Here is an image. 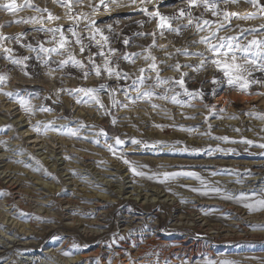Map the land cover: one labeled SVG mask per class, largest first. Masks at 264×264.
Instances as JSON below:
<instances>
[{
	"label": "rangeland",
	"instance_id": "1",
	"mask_svg": "<svg viewBox=\"0 0 264 264\" xmlns=\"http://www.w3.org/2000/svg\"><path fill=\"white\" fill-rule=\"evenodd\" d=\"M8 2L9 0H0V5ZM16 2L24 7L15 14L0 7V34L24 35L19 42L8 39L0 43L13 49L14 57L27 56L29 60L25 61L27 68L22 69L21 66L14 65L8 54L0 48V74H6L8 77L7 82L0 85V149L4 151L0 154L4 153L6 157L0 161V240L4 250L0 248L3 251L0 261L21 264L22 258L34 256L32 260L36 261V264H59L68 259L76 262L73 264L81 261L83 264H264V234H257L264 231V224L260 219L264 210L250 211L244 206L245 201L236 199L241 192L251 195L253 189L259 195L264 191V187H260L264 186V181L256 182L258 185L255 183L247 186L243 185L242 179L225 182L228 186L219 181V178L229 176L256 177L257 173L252 168L264 172V149L258 147L259 144H264V118H261L264 116V83L252 84L247 90H242L239 86H229L223 72L211 63L198 72L194 71V67H183L180 71L169 67L177 61L182 65H197L202 57L175 55V51L183 47H187L192 53L203 51L206 47L204 44H193L192 41L198 40L199 35H207L208 31L197 35L193 28L179 35L165 31L161 36L157 27L158 18L149 17L147 13L158 10L168 16L178 14L179 9L186 6L187 0H116L107 6L101 4L100 0H82V3L74 5L71 13L57 0H31L32 4L38 5L40 9L46 8L59 17L58 20L48 21L46 26H63L64 34L72 41L74 38L67 32V28L74 21L69 19V15L87 13L96 21L95 27L109 36V42L102 49L93 43L90 52L86 51L84 54L80 53V45L73 42L70 44L72 54L87 65L90 53L104 51L105 55L112 59L108 48H115L119 69L131 74L127 80H118L103 70L99 76L92 70L85 79L81 69L71 65L52 71L49 75L50 69H56L55 61L66 59L67 55L52 53L53 63L45 65L36 59V52L23 46H35L39 41L45 47H54L56 43L51 40V33L37 31L38 25L18 22L21 18H28L36 13L33 8L26 6V0ZM261 3L264 4V0H261ZM89 4L93 7L99 5L94 16ZM219 8L238 14L225 22L226 26L219 32L221 36H239L241 29H259L260 25H264V13L245 0H239L236 4H224L223 0H219ZM192 12L194 16H199L203 8H193ZM249 13L256 15L247 19L240 18ZM42 14L47 16V12ZM204 17L213 21L217 19L210 12H205ZM219 19L223 21L222 14ZM86 24L87 20L81 19L76 27V31L85 37L89 31L85 28ZM212 27L214 29L216 25ZM154 32L158 46L152 47L150 51L157 57L160 76L179 79L180 72L188 73L185 77L187 86L190 90L203 88V99L189 100L183 91L170 81L171 88L181 92L178 97L182 101L181 104L173 103L170 99L174 93L171 90L166 91L169 85L156 87L151 100L138 99L135 103L131 102L135 99L136 87L148 88L153 83L148 80L143 86L137 84L131 87L133 80L140 75L139 69H146L151 63V60H145L147 52L144 50L153 42L152 35L136 33ZM253 36L264 39V30L239 37V42L246 43ZM99 38L97 34V39ZM56 39H59L58 33ZM125 39L129 41L127 45L123 43ZM131 53L142 54L134 57V62L123 59L125 54ZM207 55L211 56L212 53ZM94 59L95 63L103 68V57L97 55ZM116 64L110 66L116 67ZM144 75L155 77L156 73L145 72ZM214 76L223 83L213 85L211 81ZM253 78L260 80L264 78V73L255 71ZM100 85L107 86L109 91L117 89L113 97L128 104V107L113 106L108 93L101 92L99 98L110 111L109 115L96 103L78 102L80 97L61 91ZM121 86L123 90H120ZM8 92L21 93L25 101L32 106V110L25 111L19 99L15 96L9 97L6 94ZM126 92L129 99H125ZM164 96L169 99H163ZM153 104L159 107L153 108ZM41 106L49 110L42 111ZM50 121L54 127H49L45 132L43 125ZM38 122H42L40 131L34 127ZM26 123L29 124L25 125ZM80 124L85 127H80ZM209 125L212 126L210 130ZM68 128L78 129V135L67 134ZM27 129L31 131H25ZM101 129L109 137L119 136L125 140V145L120 146L117 152L127 153L125 158L129 161L147 165V168L141 170L149 175H134L128 165L117 155H113L104 146V136L98 135ZM209 131L210 135L206 134ZM225 136L229 138L227 141L215 139ZM131 138L149 143L164 141L166 144L163 147L157 146L155 150L144 149L141 146H133ZM245 139L254 143L248 145L241 142ZM96 140H99V144ZM107 143L112 144L114 140L109 139ZM185 146L190 149L189 152L178 151ZM194 148L204 151L195 153L191 151ZM209 148L212 150L210 154ZM217 148L224 151H217ZM61 157L68 163L66 166L70 167V174L66 175L62 170L65 165L59 166L53 160ZM256 162L262 164H250ZM111 163L120 169L117 171L116 168H111ZM100 170L118 173L111 177L114 187L98 185L101 188H110V191L101 190L93 183V176ZM181 171L198 173L203 184L201 179L187 176L166 182L149 178L152 173ZM5 174L13 175V183L8 182L10 177ZM130 180L133 181L131 185L139 187L138 193L141 190L149 192L150 201L140 204L136 200L121 198L130 196L126 192H123L121 197L117 196L118 192L115 190L124 182L130 184ZM39 182L48 184L41 189L49 193L44 204H39L35 199V190L40 187ZM212 188H219L221 191L213 192L210 190ZM93 192L115 201L107 203L108 213L97 215L99 209L92 205L96 199H90L94 197ZM205 192L207 194H203ZM160 195L162 198H159ZM225 195L233 198L226 199ZM193 197L217 204L193 206ZM143 210L158 214L151 216L153 220H148L143 225L129 229L121 227L123 215L133 212L138 214ZM21 212L32 215L22 216ZM178 212L187 214L186 216L193 215L192 217L197 215L196 218L200 217L201 220L206 218L205 220L218 227L226 226L232 216L247 212L248 216H252L249 219L254 223L252 231L256 233L247 236L232 233V236L227 238H213L208 235L207 228L190 223L185 227L178 225L174 230H170L172 219ZM38 217L51 218V221ZM94 221L101 222L102 226L94 224ZM17 225L25 227L23 232ZM158 228L163 235H156ZM27 233L31 234L27 236ZM113 234L117 240L115 244L112 243ZM53 236L60 239L53 240ZM121 236L125 239L120 240ZM179 238L189 245L194 243L193 253L185 251V248L176 250L182 244V240L178 242ZM74 243L81 246L79 251L71 249ZM84 245L88 247L85 248ZM46 249L48 252L43 254ZM68 250H71V254L65 255L64 252Z\"/></svg>",
	"mask_w": 264,
	"mask_h": 264
},
{
	"label": "snow or ice",
	"instance_id": "2",
	"mask_svg": "<svg viewBox=\"0 0 264 264\" xmlns=\"http://www.w3.org/2000/svg\"><path fill=\"white\" fill-rule=\"evenodd\" d=\"M58 3L61 4V6L65 7L67 9L68 13H71L73 10V7L75 4L82 3V0H57ZM116 0H100L101 4H104L107 6L108 3H115ZM224 4L232 3L236 4L239 2V0H223ZM246 3H249L253 5L254 7L258 8V11L261 13H264V4L261 3V0H245ZM26 6L31 7L35 10V15H32L28 18H21L20 21L22 23H28L33 25H38L37 31L41 32H48L51 33V40L56 43V46L54 47H45L42 42H37L35 46L32 44L23 45L31 49L33 52H36V59L44 63L45 65H48L50 63H53L51 60V54L56 53L57 55L66 54V59H61L59 61H55L56 63V69H50L49 75L52 74V71L63 69L68 65H71L72 67H79L83 73V77L86 79L87 76L90 74L92 70L95 71V74L97 76L101 75L102 70L104 72H107L109 76H115L118 80H127L130 77V73L124 72L123 70L119 69V65L116 64V49L115 48H108V53L111 54L112 59H109L108 55H105L104 51H100L97 53H90L88 57V63L87 65L83 60L78 59L74 54H72L70 50V44L75 43L77 45H80V53L84 54L86 51L90 52L91 45L94 43L96 47L103 48L105 44H108L109 42V36L104 35V33L101 31L100 28L95 27L96 21L89 17L87 13H79L76 16L69 15V19L73 20L74 23L67 28V32L71 34V37L74 38V41L70 40L68 36L64 34L63 26L58 27H47L46 23L48 21L58 20L59 17L53 15L48 9H40L38 5L32 4L31 0H26ZM97 5L96 7H98ZM0 7L6 9L9 12H12L15 14L18 10H20L22 5H18L16 0H9L8 3L0 5ZM89 7L92 8V15H95L96 7H93L91 4H89ZM203 8V12L200 13L199 16H194L192 9L193 8ZM144 11H147V9H144ZM47 12V16L45 17L42 13ZM205 12H210L213 17H217L215 21L206 19L204 17ZM149 17L158 18V25L157 27L160 29V35L163 36L164 32H171L176 34H182L183 31L187 29H195V32L197 35L200 33L208 31L207 35H199V39L192 41L193 44L200 43L204 44L206 47L203 51L192 53L189 51L187 47L178 48L175 51V55H196L198 57H202L199 61V63L195 66H193L190 63L181 64L178 61L175 64L169 65V67H172L176 71H180L183 67H194V71H200L201 69L205 68L209 63L214 65L216 69L223 72L224 78H226V82L229 86H239L242 90H247L252 84H261L264 83V78H261L260 80H257L253 78V73L255 71H259L264 73V39L257 38L256 36H253L251 40H247L246 43H240L239 37H246L249 33H255L260 30H264V25H260L259 29L257 28H250V29H241L239 36L235 35H228V36H221L219 35V32L226 26L225 22L230 21V19L233 16H237V13H229L226 10H220L219 8V0H187V4L184 7H181L178 11V14H173L171 16L164 15L158 10L151 11L147 13ZM223 15V21L219 19L220 15ZM256 15V13H249L246 17H240L242 19L252 18ZM87 20V24L85 25V28L89 29L87 32V37H85L83 34L76 31V27L78 26L79 20ZM186 21V23H185ZM143 23V22H140ZM216 25V27L213 29V25ZM109 30H111V25L108 26ZM59 34V39L57 41L56 34ZM97 34H99V39H97ZM24 34H17L15 36H5L3 34H0V41L8 40V39H14L17 42H19L21 36ZM136 35H152L153 36V42L151 45L148 46V49H145L144 51L147 52V55H145V60H151V63L148 64V67L139 69L140 75L137 76L136 79L133 80L132 86L135 87V85L139 84L143 86L146 81L152 80L153 83L148 88L143 87H136L135 88V99L131 100L132 103H135L138 99H147L151 100L152 97L155 95V88L162 85H169V82L171 81L172 84H175L178 86L179 89L183 91V94L189 98V100L194 99H203L205 96L203 88L200 89H192L190 90L185 82V77L188 76V73L180 72V78L175 79L172 77H161L160 76V69L158 68V61L157 57L152 55L150 49L152 47H157L156 44V33H136ZM85 40H87V44H85ZM215 41V43H213ZM123 43L127 45L129 43L128 40H124ZM162 47V46H160ZM0 48L3 49V52L8 54V58L11 60V62L14 65L21 66L22 69H26L27 65L25 61L29 60V57L24 56L20 58H16L12 55L13 49L4 47L2 43H0ZM212 53L211 56L207 55V53ZM142 53H131V54H125L123 59L125 60H131L134 62V57L140 56ZM101 56L103 57V68L101 65H98L95 63V56ZM171 55V54H168ZM222 57V58H221ZM240 61V62H238ZM163 63V62H161ZM116 64V67H112L110 65ZM145 72H154L156 73L155 77L144 75ZM27 74V73H25ZM8 80V77L6 74H0V85H3ZM211 83L213 85H217L220 83H223L222 80H218L215 76L213 77ZM123 90V86H121V89ZM171 90L174 94L170 97L173 103L181 104L182 101L178 99V97L181 95L180 91H176V89L171 88L169 85V88L166 89ZM61 91H67L69 95H76L80 97L78 102H94L99 107L105 109V114L110 115V111L108 108L103 105L99 98V94L101 92H107L108 95L112 98V105L113 106H123L128 107V104L122 103L121 101L116 100L113 97V93L117 91V89L108 90L107 86L100 85L99 87H81L77 89H61ZM9 97H17L19 99V103L24 107L25 111L30 112L32 110V106L30 103L25 101L23 95L19 92L13 93L8 92L6 93ZM213 95H215V90H213ZM163 99H169L168 96L162 97ZM125 99H129L127 92L125 93ZM153 108L159 107L158 105L153 104ZM192 106V105H189ZM215 107V106H212ZM40 110L42 111H48L49 109L44 108L43 106L40 107ZM251 114V113H250ZM261 118H264L262 116ZM42 122H38L34 127L37 131H40ZM113 123H115V118H113ZM80 127H85V125L80 124ZM159 126V125H158ZM49 127H54L52 122H48L47 124L43 125L44 131L46 132ZM66 127V126H61ZM211 125H209V130L211 129ZM238 131V130H237ZM67 134L72 136L78 135V129H72L68 128ZM210 135V131L206 133ZM98 135H103L105 138V147L112 152L113 155H117L119 159L123 161L124 164L129 166L130 171L136 175V176H146L149 175L147 172L141 170L145 169L148 166L138 164L135 161H129L125 157L127 153L125 152H117V149L125 145L126 141L121 139L119 136H116L115 138L109 137L107 133L101 129L100 133ZM109 139H113L114 143L108 144L107 141ZM215 139L227 141L228 137H215ZM97 144H99V140L95 141ZM131 144L133 146H141L144 149H153L155 150L157 146L163 147V145L166 144L164 141H155L152 143L138 140L136 138H131L130 140ZM241 142L246 143L248 145H252L254 141L252 140H242ZM258 147L264 149V144H259ZM175 150V149H174ZM178 151L181 152H189L190 149L185 146L181 149H178ZM192 152L199 153L201 151H204L203 149L194 148L191 149ZM211 148L208 149L209 154L211 153ZM217 151H224V149L217 148ZM234 151V150H229ZM264 155V154H262ZM180 176H187V177H195L197 179H201L198 173L195 172H163V173H152L149 178L159 179L161 182H166L172 179H175ZM201 183L203 184V180L201 179ZM213 192L219 193L221 189L219 188H212L210 189ZM193 191H199V189H193ZM207 194V192L203 193ZM226 199H232L233 197L225 195ZM239 201H245L244 206L250 210V211H260L264 210V191H262L259 195L255 192V189L251 190V195L245 194L243 192L240 193L238 197H236ZM20 215L22 216H31L30 213H23L21 212ZM38 219L44 220L48 219L51 221V218H45V217H38ZM53 240H59L60 237L53 236ZM120 240L125 239V237L121 236L119 237ZM113 244L117 243L116 236L113 234ZM111 246V245H110ZM135 246V245H134ZM80 245L73 244L71 246V249H75L79 251ZM83 247H88L87 245H84ZM65 255L71 254V250L65 251ZM78 264H83V262H78ZM110 264V262H109ZM234 264V262H232Z\"/></svg>",
	"mask_w": 264,
	"mask_h": 264
},
{
	"label": "bare ground",
	"instance_id": "3",
	"mask_svg": "<svg viewBox=\"0 0 264 264\" xmlns=\"http://www.w3.org/2000/svg\"><path fill=\"white\" fill-rule=\"evenodd\" d=\"M248 10V9H247ZM120 11V10H119ZM247 106V105H246ZM27 121V120H26ZM28 122V121H27ZM29 123H26L25 125H27ZM230 127V125L228 126ZM226 127V128H228ZM25 131H31L30 129H27ZM4 152L3 150L0 149V152ZM47 156V155H46ZM5 155L4 153L3 154H0V161H3L5 160ZM47 158V157H46ZM56 161V164L61 166V165H65L63 167V171H65L66 175L67 174H70L69 170H70V167L69 166H66L68 165V163L66 162V160H64L63 157L59 158V159H53ZM61 161V162H60ZM87 164V163H86ZM91 164V163H90ZM89 164V165H90ZM113 166L111 168H116L117 166H115L113 163H111ZM251 165H255V166H259V164H262V162H256V163H250ZM120 169V168H119ZM119 169L116 168V170L118 171ZM253 171L255 173H257L256 177H252V178H248V177H232V176H229V177H225V178H219V181L228 186L229 184L228 183H225V182H232V181H238L237 179H242V182H243V185H252V184H255L256 182H260V181H264V172L262 173V171L260 169H256V168H252ZM99 173L96 174L93 180V183L94 184H97V187H99L98 185L102 184V185H107V187H114L115 185L113 184V180H112V176L113 175H116L118 174L117 172H113L112 170L111 171H98ZM263 175V176H262ZM6 177H10L8 179V182L10 183H13V181H11V178L13 175L11 174H5ZM107 176H109L110 178H106ZM72 184L74 182V180L71 181ZM90 182V181H89ZM130 184H126V182L123 183V185H121L117 190H115L116 192H118L117 196L118 197H121V194L123 192H126L128 194H130V196H126V197H121L123 199H130V200H136L138 203L142 204V203H145L146 201H150L149 199V192H144L143 190H141L139 193H138V190H139V187L135 188L134 185H131L132 184V180L128 181ZM248 182H250L248 184ZM186 184L189 183V182H185ZM40 185L39 188H36L37 190H35V199L36 201L39 203V204H44L45 203V199L49 196V193H46V190H41L42 188H44L45 186H47L48 184L44 183V182H39L38 183ZM259 183H256L255 185H258ZM120 185V184H119ZM136 185V184H135ZM101 188L99 187L101 190H109L110 191V188ZM261 188H263L264 186H260ZM236 188V187H235ZM18 189V188H16ZM35 189V188H34ZM80 190H84V188H80ZM16 192H18V190H16ZM94 194V197L90 198V199H96L94 201V203L92 204L94 206V208H97L99 209V214L97 215H102V214H105L107 212V208H108V204L107 203H112V202H115V201H112V199H107L105 198L104 195L98 193V192H93ZM134 194L137 195V197H132ZM198 197V196H197ZM159 198H162V195L159 196ZM191 200L194 201V204L193 206H203V205H208V204H217L216 202H211V201H206V200H201L200 198H191ZM34 201V200H33ZM38 204V205H39ZM104 205H107L106 208H103ZM195 208V207H194ZM193 208V209H194ZM202 208V207H201ZM157 209V208H156ZM192 210V209H191ZM180 211V210H179ZM196 211V210H194ZM193 211V212H194ZM148 211H144L143 212H140L138 214H135V212L133 213H129L130 215H123L122 216V220H121V227L123 229H129V228H133L134 226H140V225H143L145 224L146 222H148V220L151 222L153 219L151 218V216H156L158 214V212H150V213H147ZM189 212V211H188ZM198 213V211H196ZM108 213V212H107ZM179 213V212H178ZM192 213V212H191ZM195 213V212H194ZM243 213V212H242ZM262 215V218L261 219V223L264 224V211L261 213ZM187 214H177L175 215V217H173L172 221H173V225H172V228H169L170 230H174V228L176 226H187V223H190V225H197V226H200V227H205L209 230V233L208 235L210 237H213V238H220V237H230L232 236V233H235V235H253L255 234L256 232L252 231L253 230V227L252 225L254 224L249 218H251L252 216H248L247 215V212H244V214L240 215V214H237L235 216H232L231 220L229 222H227L226 226H223V227H218L217 225H215L214 223H210L209 220H205V219H200L199 218H196V217H192L193 215H189V216H186ZM200 215V214H199ZM198 215V216H199ZM258 216V215H257ZM254 217V216H253ZM5 220V219H4ZM96 225H99V226H102V223H98L96 221H94ZM13 223H14V220H13ZM12 224V222H11ZM14 225V224H13ZM156 225V224H155ZM23 226V225H22ZM20 226V225H17V228L19 227V230L23 232V230L25 229V227L23 226ZM157 226V225H156ZM27 231V230H26ZM262 231V230H261ZM31 233H27V236H29ZM257 234H264V231L263 232H257ZM256 234V235H257ZM156 235H163L162 232H160V229H156ZM8 237V236H7ZM11 237V236H10ZM180 239L178 240V242H180ZM12 241V240H11ZM26 243V242H25ZM29 243V242H28ZM181 246L180 247H177L176 250H180V249H183L185 248L186 250L185 251H188V252H191L193 253V250H192V247L194 245L191 244L189 245L188 242H186L185 240H182L181 241ZM5 244V243H4ZM23 246V245H22ZM1 240H0V248H1ZM2 249V248H1ZM3 250V249H2ZM47 250V249H46ZM4 251V250H3ZM3 251L0 250V254L2 255L3 254ZM11 252V251H10ZM48 252L47 251H44L43 254H46ZM187 252V253H188ZM245 254V253H244ZM11 257V256H10ZM34 256H28V257H24L22 258V260L20 261L21 264H36L34 260H32ZM63 259V258H62ZM12 263V262H11ZM73 264V263H76L74 260L72 259H68V260H62V262H59V264ZM0 264H10V263H7V262H1L0 261Z\"/></svg>",
	"mask_w": 264,
	"mask_h": 264
}]
</instances>
